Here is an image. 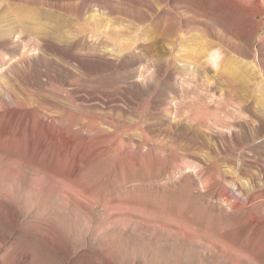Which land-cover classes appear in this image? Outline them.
Segmentation results:
<instances>
[{
    "label": "rangeland",
    "instance_id": "rangeland-1",
    "mask_svg": "<svg viewBox=\"0 0 264 264\" xmlns=\"http://www.w3.org/2000/svg\"><path fill=\"white\" fill-rule=\"evenodd\" d=\"M151 1L0 0V264H264V0Z\"/></svg>",
    "mask_w": 264,
    "mask_h": 264
},
{
    "label": "bare ground",
    "instance_id": "bare-ground-1",
    "mask_svg": "<svg viewBox=\"0 0 264 264\" xmlns=\"http://www.w3.org/2000/svg\"><path fill=\"white\" fill-rule=\"evenodd\" d=\"M229 1L231 3L241 4L245 8L250 7V5L248 4V2L246 0H229ZM134 3L136 6H138L137 1H135ZM155 4L157 5V7H160L159 8V10H160L161 4H159L157 1L155 2ZM163 8L165 9V7H162V9ZM132 10H134L136 13L139 12L138 8H136V7H133ZM150 10L151 9H149V11ZM136 13H135V15H136ZM151 15H153V17L151 16L152 17V28L148 30L149 34L152 37V40L158 41V42L162 43L163 45H165L166 47L169 45H172L174 47V44L176 45L180 42H183V41L185 42L186 39L183 35L184 28H186V31L189 30V31H187L188 32L187 37L189 35L187 40L193 39L194 41H192V42L196 43L197 38L201 39V44L198 47V49L194 50V52L192 51L195 54L194 57L197 58L196 61L202 62L203 59L208 58V57H212L213 56V50L215 48H217V46H220V44H221V43L219 44L217 41L208 40V38H206V34H207L206 32L208 29H206L205 27H203V28L199 27V26H197L198 24L196 25L197 20H198L196 18L197 16L193 17L192 20H186V19L179 17L175 14H174V17H172V18H170V17L164 18V17H162L158 14H154V13H152ZM194 25H196V26L194 27ZM193 30H195L194 33L192 35H190L189 32L193 31ZM149 34H148V36H149ZM216 37L218 38V40L220 42L222 41V39L220 40L221 36H219V34H216ZM193 49L194 48H192V50ZM168 51L169 52L171 51L170 55H169V61H171V60L173 61L174 58L176 59L175 51L174 50H168ZM168 51H165V52H168ZM179 53H181V52H179ZM215 54H216L215 64L216 65L221 64L223 62V50H222V48H219L218 52ZM191 58H192V56H191ZM197 63H199V62H197ZM183 69L186 71L188 70L187 68H183ZM235 87H236V84H235ZM236 93L238 94V91H236ZM260 116L264 119V114L260 115Z\"/></svg>",
    "mask_w": 264,
    "mask_h": 264
}]
</instances>
